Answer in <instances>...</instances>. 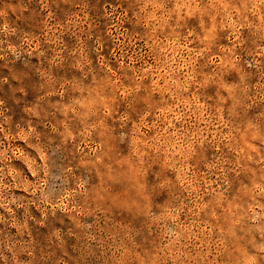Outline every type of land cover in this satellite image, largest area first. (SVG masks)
Returning <instances> with one entry per match:
<instances>
[{"label": "rangeland", "instance_id": "374dc122", "mask_svg": "<svg viewBox=\"0 0 264 264\" xmlns=\"http://www.w3.org/2000/svg\"><path fill=\"white\" fill-rule=\"evenodd\" d=\"M0 264H264V0H0Z\"/></svg>", "mask_w": 264, "mask_h": 264}]
</instances>
